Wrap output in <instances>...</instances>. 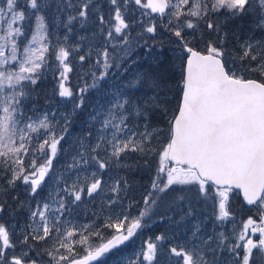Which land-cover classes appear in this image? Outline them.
<instances>
[{"label": "snow or ice", "instance_id": "snow-or-ice-1", "mask_svg": "<svg viewBox=\"0 0 264 264\" xmlns=\"http://www.w3.org/2000/svg\"><path fill=\"white\" fill-rule=\"evenodd\" d=\"M106 4L0 5V264H94L157 220L184 227L150 240L136 264H160L161 252L165 264H264V0ZM49 18L66 31H50ZM76 25L89 35L73 42ZM149 56L155 74L125 79ZM74 69L84 83L75 92ZM48 75L53 96L73 104L59 120L32 103ZM89 90L109 98L92 107L61 171L53 162L68 152L62 142ZM137 175L150 183L133 216ZM236 198L252 213L239 226ZM96 200L107 219L93 212L99 224H74L76 209Z\"/></svg>", "mask_w": 264, "mask_h": 264}, {"label": "rangeland", "instance_id": "rangeland-1", "mask_svg": "<svg viewBox=\"0 0 264 264\" xmlns=\"http://www.w3.org/2000/svg\"><path fill=\"white\" fill-rule=\"evenodd\" d=\"M102 3H104L105 9H107L106 0H101ZM3 4V0H0V5ZM138 15V13H137ZM51 16V14H50ZM49 29L50 31L54 32L57 35L63 34L66 30L63 28H56L54 24L51 22V18H49ZM31 29V32L34 30L35 27V21L33 24H29ZM88 27L82 29L79 27V25H76L74 27V33L70 34L71 40L75 42L78 40L80 35H89ZM235 27V25L231 26ZM29 32V31H28ZM135 35V32L133 33ZM154 55H159L158 53H154ZM152 67H156L153 63L152 56H149L148 58L144 59L141 58L140 62L137 65H133L129 68V72L125 74V79H132L134 75L137 72H147V70H150V73H152ZM74 74V76H73ZM52 79V77H51ZM85 79H89V77H85ZM53 80V79H52ZM53 82L56 83V81L53 80ZM112 85V79H108L104 82L105 88H110ZM173 89H174V82H172ZM68 86L72 88V90L75 92L77 88L83 87L84 83L83 80H80L79 77L76 75V71L74 69L73 73H69V80H68ZM135 95L139 96L144 94V92L147 91L146 86L141 88L139 91L132 90ZM37 94V93H36ZM173 94L169 93V98L172 97ZM58 100L54 101V103H46L44 102H37L35 99L32 101V103L36 104V111H55L56 116L53 119L59 120L61 113H71L73 104L72 101L66 98H60L58 96ZM109 97L102 96L100 92H97L96 90H89L87 97H86V103L83 110H77L76 114L72 117V124L69 128L68 135L66 137V142H62L64 144V147L68 149V152L65 153L64 156L59 157L57 160L53 162V165L55 168L63 171V166L66 163L70 162L71 155L74 154L75 149L73 148L74 140L77 136L80 135L82 129L86 127L89 114L92 110V107L96 105L97 100H100L101 103H103L105 100H107ZM31 107V104L28 105ZM159 117L156 116L153 119V122H158ZM27 162V161H26ZM39 163V161H38ZM156 167L155 162L153 163V171ZM148 176V175H147ZM136 179H140L141 183L135 182L134 190L131 192V196L135 197L136 205L132 208V215L137 214V210L139 209L140 205L142 204V197L144 194H146V186L150 183V181L145 182L143 181L139 175L135 177ZM141 185L145 186L144 191H137L136 189H139ZM47 190H45V193L42 195H46ZM242 200L240 198H236L233 202V211L236 214L237 218V225L239 226V223L247 218L248 215H251L247 208L241 207ZM98 213L101 217V219H107L106 216H104L103 213L100 212V201L96 200L91 203H85L80 208L76 209V211L73 213V216L71 219L73 220V223L76 224L78 227L80 225H86L90 221L94 222L96 224L100 223V219H95L92 215V213ZM24 214H21V217ZM180 213L177 212L174 215V219H179ZM184 225L181 224L179 226L177 225H170L165 222H161L157 220L156 222H149L148 226L138 230L137 234L132 237L129 241H126L123 245L118 246L117 248L111 250L109 253L105 255L100 261L94 262V264H136L137 258L140 257V254L143 250L146 249L147 243L151 240L156 243H160L158 241H155V237L161 233H164L165 231L168 232L169 235H171V232L173 230L179 231L180 228H183ZM226 230H231V224L225 225ZM101 231L103 232L105 237H108L111 235V229L107 228H101ZM107 233V234H106ZM98 243L102 242L100 238H94ZM77 251L83 253L85 250V246L77 245L76 246ZM165 254L163 252L160 253V264H165L164 259ZM143 264H146V262H143Z\"/></svg>", "mask_w": 264, "mask_h": 264}, {"label": "trees", "instance_id": "trees-1", "mask_svg": "<svg viewBox=\"0 0 264 264\" xmlns=\"http://www.w3.org/2000/svg\"><path fill=\"white\" fill-rule=\"evenodd\" d=\"M33 22H34V19L29 21V24H33ZM28 31H29V33H31V29L28 28ZM165 60L171 61V56L166 55ZM165 66L170 67V65H168V64H166ZM151 69H152V73L155 74L157 71L156 67H152ZM147 72L150 73V70H147ZM168 74L174 76V79L172 81V82H174V89L172 92H170L173 94V96L170 97V99H172L174 96H178L179 90H178V88L175 87V82L179 80V75H178V73H172L171 70L169 71ZM73 76H74V74H73ZM55 87H56V83L53 82V80L51 79V75H48L46 79H43L42 81H40L38 83V85L36 86V93H37V99L36 100H37V102H41V101L44 102L47 100H51L54 103L55 100L57 101L59 99L58 96H53V90L55 89ZM174 104H175V100L172 99V105H174ZM140 178L145 182L150 181L149 176H147V175H143L142 177L140 176ZM135 182L141 183V180L135 178Z\"/></svg>", "mask_w": 264, "mask_h": 264}]
</instances>
